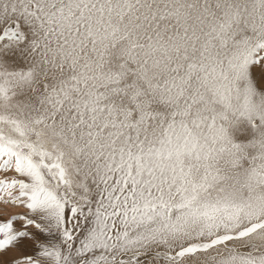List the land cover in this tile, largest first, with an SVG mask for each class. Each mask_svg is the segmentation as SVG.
Masks as SVG:
<instances>
[{
  "label": "snow or ice",
  "instance_id": "snow-or-ice-1",
  "mask_svg": "<svg viewBox=\"0 0 264 264\" xmlns=\"http://www.w3.org/2000/svg\"><path fill=\"white\" fill-rule=\"evenodd\" d=\"M0 264H264V0H0Z\"/></svg>",
  "mask_w": 264,
  "mask_h": 264
}]
</instances>
